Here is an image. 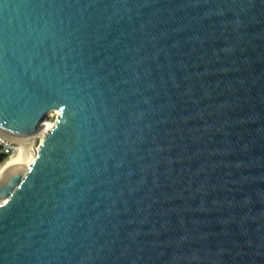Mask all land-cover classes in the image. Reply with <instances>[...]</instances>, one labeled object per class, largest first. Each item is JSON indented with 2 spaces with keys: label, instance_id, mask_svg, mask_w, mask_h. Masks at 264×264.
<instances>
[{
  "label": "water",
  "instance_id": "water-1",
  "mask_svg": "<svg viewBox=\"0 0 264 264\" xmlns=\"http://www.w3.org/2000/svg\"><path fill=\"white\" fill-rule=\"evenodd\" d=\"M43 131L0 264H264V0H0V133Z\"/></svg>",
  "mask_w": 264,
  "mask_h": 264
},
{
  "label": "built area",
  "instance_id": "built-area-1",
  "mask_svg": "<svg viewBox=\"0 0 264 264\" xmlns=\"http://www.w3.org/2000/svg\"><path fill=\"white\" fill-rule=\"evenodd\" d=\"M47 120L44 122L46 130L53 125L50 120ZM22 148L23 145L20 141H17L0 133V157L2 158L0 167L7 161L15 158L21 152Z\"/></svg>",
  "mask_w": 264,
  "mask_h": 264
},
{
  "label": "bare ground",
  "instance_id": "bare-ground-1",
  "mask_svg": "<svg viewBox=\"0 0 264 264\" xmlns=\"http://www.w3.org/2000/svg\"><path fill=\"white\" fill-rule=\"evenodd\" d=\"M21 143L24 147L25 146L24 143H28V142L21 141ZM34 157H35V152L30 153L26 150V148L22 149L21 152L15 158H12L11 160L7 161L4 165L0 167V176H2L6 171L12 168L19 167L20 166L19 164H21L22 161H24L25 163H28L30 161L32 162Z\"/></svg>",
  "mask_w": 264,
  "mask_h": 264
},
{
  "label": "rangeland",
  "instance_id": "rangeland-1",
  "mask_svg": "<svg viewBox=\"0 0 264 264\" xmlns=\"http://www.w3.org/2000/svg\"><path fill=\"white\" fill-rule=\"evenodd\" d=\"M57 115H58V111L57 110L50 111L48 120H50L52 123H54ZM44 135H45V131H43L41 134H39L36 140H34V141L30 142V143H24L25 146L22 149L26 148V150L28 152L34 153L37 150V148H38V146L40 144V141L42 140ZM30 163H31V161L28 162V163H25L24 161H22V163L19 164L20 165L19 167H24L26 169L29 166Z\"/></svg>",
  "mask_w": 264,
  "mask_h": 264
},
{
  "label": "trees",
  "instance_id": "trees-1",
  "mask_svg": "<svg viewBox=\"0 0 264 264\" xmlns=\"http://www.w3.org/2000/svg\"><path fill=\"white\" fill-rule=\"evenodd\" d=\"M2 158L0 157V162H1Z\"/></svg>",
  "mask_w": 264,
  "mask_h": 264
}]
</instances>
